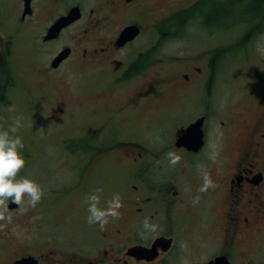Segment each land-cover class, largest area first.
Returning <instances> with one entry per match:
<instances>
[{
	"label": "flooded vegetation",
	"instance_id": "af4514ba",
	"mask_svg": "<svg viewBox=\"0 0 264 264\" xmlns=\"http://www.w3.org/2000/svg\"><path fill=\"white\" fill-rule=\"evenodd\" d=\"M198 1L0 0V69L10 74L0 78V105L8 104L9 91H22L57 133H38L35 142L61 148L39 158L37 174H24L26 163L19 173L44 195L34 208L9 207L13 220L0 231V264H219L222 257L235 264L241 241L263 230L264 109L241 120L227 112L255 99L216 92L218 46L195 42L176 53L166 45L183 37L174 22L191 15L212 41L214 23L188 10ZM124 32L131 37L122 41ZM17 34L27 49L24 78L9 69ZM32 84L47 89L40 94ZM61 84L71 86L67 94L53 92ZM54 108L58 119L50 115ZM193 124L185 143L197 147L189 150L180 142ZM30 149L25 161L34 159ZM170 151L182 157L180 176L171 171ZM118 155L121 161L112 159ZM196 164H205L204 172L188 173ZM205 173L217 186L198 193ZM96 188L103 189L100 207L117 193L123 203L120 218H109L103 231L86 222V197ZM49 192L60 229L46 226ZM145 218L155 232L144 230ZM192 249L198 255H189Z\"/></svg>",
	"mask_w": 264,
	"mask_h": 264
},
{
	"label": "rangeland",
	"instance_id": "374dc122",
	"mask_svg": "<svg viewBox=\"0 0 264 264\" xmlns=\"http://www.w3.org/2000/svg\"><path fill=\"white\" fill-rule=\"evenodd\" d=\"M225 0H221L223 2ZM260 14L255 17L253 14L244 13L240 6L235 7L232 13L222 14L218 21H216L212 29L216 33L210 41L207 36L209 28L203 25L198 21H190L185 25L179 26L180 33L183 34V37L180 39L172 40L170 43H167L168 47L172 48L176 53L179 52L180 46H187L191 48L195 42H211L209 45L218 46V55H220V64H219V79L217 83V93H221L223 98H247L253 96L255 101L248 107L247 101L238 102L233 105H229L228 109L230 113L236 115L237 120L246 118L249 113L254 112V110L264 109V22L260 19ZM258 25V26H257ZM254 28L255 33L250 32ZM250 34V35H249ZM250 37L249 42L246 43L243 47L236 45L242 38L245 36ZM234 46L230 52L223 55L224 48ZM201 49L207 47V44L200 46ZM13 53L11 62L9 64L11 76H21L24 78L28 76L29 73H25V64H28L27 60V49L25 46V41L23 35H15V45L13 47ZM181 49V48H180ZM186 54V53H184ZM33 70L31 68L28 71ZM24 83L28 81H23ZM1 85V84H0ZM3 86V85H1ZM34 90L38 93H42L43 90H46L45 84H32ZM70 85L61 84L53 88V92L57 93H66L69 92ZM44 92V91H43ZM40 93V94H41ZM4 102H7V105H0V130H7L12 122L16 119L20 120L21 127L19 128L16 135L20 136L22 141L27 148L30 149L32 153L35 151L34 159L32 161H25L27 164L24 174H32L35 171L33 168L38 169V161L42 156L47 157L51 156L52 150H60L57 148L52 141L51 144L47 146L44 142L42 148L40 149V144L35 142L39 134L44 138L45 136L41 133H52V135L57 134L54 129L48 125H44V120L42 119V114L38 105L32 101H29V97L23 94L22 91L19 94L16 91H9L8 95L4 96ZM0 104H2L0 102ZM227 108V107H226ZM12 109V111H9ZM59 109V108H56ZM55 108L50 113L53 118L58 119L59 111ZM56 127H59L56 124ZM240 126V124H237ZM43 127V129H42ZM53 130V132H52ZM39 133V134H38ZM41 138V137H40ZM28 141L32 142L29 144ZM55 146V147H54ZM25 148L21 151V155L24 157L23 153ZM29 149V148H28ZM41 150V151H40ZM58 156V155H57ZM25 159V158H24ZM116 161H121L122 156L118 155L112 157ZM47 165L49 166L50 164ZM232 167V163L227 167L229 170ZM183 169L182 165H175L172 167V170L177 176H180V171ZM206 169L205 164H196L194 165L188 173H193L196 170L199 173H203ZM207 169L210 172H213L215 168L212 165H207ZM170 171L169 169H164L163 172ZM37 174V172H35ZM166 174V173H165ZM27 178V177H23ZM54 193L46 194V210H47V227L51 229L52 226L55 229H60V226H56L54 223L55 215L57 213V207L54 206L52 200L54 198ZM27 200L22 208L25 209ZM191 212V211H189ZM188 212V213H189ZM53 217V218H52ZM53 223V224H52ZM25 224V220L20 222L19 228ZM204 240L207 239V236H203ZM243 250L240 251L236 257L235 264H264V225L263 230L258 233H254L248 238L241 241ZM196 249H192L188 252L189 255L197 254Z\"/></svg>",
	"mask_w": 264,
	"mask_h": 264
},
{
	"label": "clouds",
	"instance_id": "9594fccd",
	"mask_svg": "<svg viewBox=\"0 0 264 264\" xmlns=\"http://www.w3.org/2000/svg\"><path fill=\"white\" fill-rule=\"evenodd\" d=\"M12 111V109H9ZM21 127L20 120L16 119L8 127L7 130H0V231H3L9 224L12 223L13 216L9 210V203L17 206H22L27 200L30 207H35L44 195L43 189L33 180L28 178H18L19 173L25 167V159L21 155V151L25 145L16 135ZM167 158L169 166L175 167L182 157L176 152H168ZM217 185L211 179L210 175H203V184L197 191L198 193H206L210 188H215ZM102 188H96L94 193L86 197L88 225L98 224L100 230L103 231L109 223V218L115 220L120 218V209L123 207L120 195L114 194L112 199L107 201L106 207H100V194ZM200 196L193 198V204L199 203ZM143 228L145 231L155 232L157 225L152 224L148 218L143 220Z\"/></svg>",
	"mask_w": 264,
	"mask_h": 264
},
{
	"label": "trees",
	"instance_id": "16d2710c",
	"mask_svg": "<svg viewBox=\"0 0 264 264\" xmlns=\"http://www.w3.org/2000/svg\"><path fill=\"white\" fill-rule=\"evenodd\" d=\"M205 1L207 0L198 1L188 10L191 14H194L196 12H199V13L201 12L202 17L204 18L205 22L208 24L215 23L216 21H218L220 16H222V14L224 13L226 14L232 13L233 9L238 6L242 8L244 13L253 14L255 17H257L260 14L261 16L260 19L261 20L263 19L262 22H264V0H225L222 2V6H219V5L216 6L213 0H208V2L206 3ZM190 18H189L190 21L195 22L196 18H192V15ZM189 19L187 21H189ZM187 21H185L184 19H180L179 22L175 21L173 26L177 28L179 26L187 24ZM250 32L253 35V33H255L254 28L251 29ZM248 36L246 35L236 45L241 46V47L246 45V43L249 41L251 37V36L250 37ZM233 47L234 46H231V48L230 47L224 48V53L222 54L225 55L226 52H228L229 50L231 51ZM9 75L10 74H9L8 69H0V78H4ZM2 88L3 86L0 85V91H2ZM56 151L57 149H54V151L52 150L51 156H53Z\"/></svg>",
	"mask_w": 264,
	"mask_h": 264
},
{
	"label": "water",
	"instance_id": "95a60500",
	"mask_svg": "<svg viewBox=\"0 0 264 264\" xmlns=\"http://www.w3.org/2000/svg\"><path fill=\"white\" fill-rule=\"evenodd\" d=\"M28 6V3H26V7ZM27 11V9L25 10V12ZM68 19H72L71 18V16L70 15H68V16H66V17H64L62 20H65V22L64 23H62V21H60V23H62V24H60V27L62 26V25H65V23H67L69 20ZM52 30V29H51ZM50 30V31H51ZM131 36H129V35H127L125 32L121 35V40L122 41H125V40H127V39H129ZM195 124H193V125H190L188 128H187V130H186V132H185V134H184V137L181 139V141L182 142H180V143H183L184 145H186L187 146V148L189 149V150H195L196 149V147L197 146H195V145H193V146H191V145H187L186 143H185V141H187L188 139L186 138V136H188V134H190V133H195ZM196 143H197V141H198V145H200L201 143H202V138H201V136L199 137V138H196ZM16 205L15 204H10V208H13V207H15ZM224 260H225V258L224 257H222V258H217L216 259V261L219 263V264H224ZM19 264H21V263H19Z\"/></svg>",
	"mask_w": 264,
	"mask_h": 264
}]
</instances>
